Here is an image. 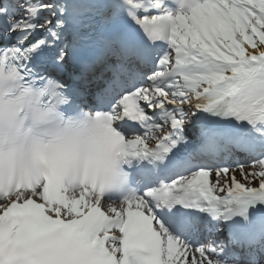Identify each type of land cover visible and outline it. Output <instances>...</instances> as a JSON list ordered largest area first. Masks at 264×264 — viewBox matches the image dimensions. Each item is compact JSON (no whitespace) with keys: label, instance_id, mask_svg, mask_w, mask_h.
I'll return each instance as SVG.
<instances>
[{"label":"snow or ice","instance_id":"1","mask_svg":"<svg viewBox=\"0 0 264 264\" xmlns=\"http://www.w3.org/2000/svg\"><path fill=\"white\" fill-rule=\"evenodd\" d=\"M0 20L17 37L0 48V264H264V0H0ZM69 50L85 79L111 74L107 110L41 74ZM60 112L102 138H45Z\"/></svg>","mask_w":264,"mask_h":264},{"label":"clouds","instance_id":"2","mask_svg":"<svg viewBox=\"0 0 264 264\" xmlns=\"http://www.w3.org/2000/svg\"><path fill=\"white\" fill-rule=\"evenodd\" d=\"M87 113V111L85 110ZM88 116L95 119L94 113ZM31 126V121L28 122ZM41 134L45 138L62 140L75 148L79 153H86L97 141L102 138V130H98L95 135L88 127L87 118L79 113L65 114L60 112L59 118L42 126Z\"/></svg>","mask_w":264,"mask_h":264},{"label":"rangeland","instance_id":"3","mask_svg":"<svg viewBox=\"0 0 264 264\" xmlns=\"http://www.w3.org/2000/svg\"><path fill=\"white\" fill-rule=\"evenodd\" d=\"M237 178L242 180V178H241V177H239V174H238V173H237Z\"/></svg>","mask_w":264,"mask_h":264},{"label":"bare ground","instance_id":"4","mask_svg":"<svg viewBox=\"0 0 264 264\" xmlns=\"http://www.w3.org/2000/svg\"><path fill=\"white\" fill-rule=\"evenodd\" d=\"M14 38H17L16 35L13 36Z\"/></svg>","mask_w":264,"mask_h":264}]
</instances>
